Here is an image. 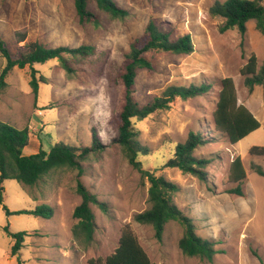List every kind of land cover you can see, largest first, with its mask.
Segmentation results:
<instances>
[{
	"label": "rangeland",
	"instance_id": "374dc122",
	"mask_svg": "<svg viewBox=\"0 0 264 264\" xmlns=\"http://www.w3.org/2000/svg\"><path fill=\"white\" fill-rule=\"evenodd\" d=\"M127 9L123 19H112L95 3L89 8L99 24L80 23L73 0H0V39L14 53V30L25 27V42L38 41L48 47L91 44L95 54L75 62L67 74L56 59L34 64L47 84L39 83L37 95L31 87L30 68H13L5 77L0 94V120L17 128L27 126L30 140L22 148L24 155L47 150L54 142L74 146L91 145V128L106 147L82 162L80 180L100 201L108 213L91 205L96 230L93 242L85 247L76 242L71 228L76 220L74 207L80 202L75 193L77 170L54 168L33 187L16 180L2 182L0 205V264H17L11 257V232L27 231L20 250L23 264H85L90 257H105L117 246L124 226H129L155 264H264V177L252 168L264 169V155L249 154L252 146H264V84L249 92L239 69L251 53L258 68L264 59V35L253 20L241 35L236 29L221 30L222 18L211 14L216 2L225 0H114ZM149 20L172 32V37L189 33L194 50L190 54L149 52L151 70L137 71L134 99L145 104L159 96L168 85L209 83L210 90L186 100L175 99L169 109L157 111L145 119L133 121L136 140L147 148L140 155L144 169L161 175L177 185L174 203L196 227L202 238L215 242L219 250L211 261L184 255L178 247L183 226L170 221L161 242L149 225L139 224L133 216L148 208L147 183L133 168L120 148L112 142L116 135L115 116L123 103V85L119 74L130 43L141 37ZM24 43V42H23ZM20 43V44H23ZM5 60L0 53V72ZM231 77L237 102L246 106L260 127L231 144L214 130L212 112L220 89V79ZM190 130L200 131L209 142L195 155L212 158L205 168L207 182L176 168H164L177 142ZM240 156L246 171L242 195L227 192L236 183L224 182L230 161ZM47 204L54 210L50 218L29 214H7Z\"/></svg>",
	"mask_w": 264,
	"mask_h": 264
},
{
	"label": "trees",
	"instance_id": "16d2710c",
	"mask_svg": "<svg viewBox=\"0 0 264 264\" xmlns=\"http://www.w3.org/2000/svg\"><path fill=\"white\" fill-rule=\"evenodd\" d=\"M95 3L97 8L112 19H123L129 11L119 6L114 0H73L74 8L80 23L99 24L98 15L89 8L90 3ZM211 14L219 16L223 20L221 30L236 29L241 35L246 32L247 23L255 22L256 29L264 35V0H225L216 2L210 9ZM27 28L21 27L14 30L16 47L14 53L6 42L0 39V53L5 60L0 72V94L6 87L5 77L15 67L30 68L29 86L37 95L39 83L47 84L45 76L38 73L34 64L45 63L56 59L67 74L74 72L71 59L79 62L95 54L96 49L91 44H80L76 47L56 46L48 47L41 42H25ZM24 42V43H23ZM23 43V44H20ZM193 41L189 33L172 37V32L166 30L149 20L141 37L135 38L129 45V51L125 54L119 74L123 85V103L115 116L116 135L112 142L116 144L128 163L138 170L147 183L148 208L136 213L134 221L139 224L149 225L154 238L161 242L165 226L170 221H177L183 226L182 236L178 240L181 252L189 257L205 258L209 261L219 253L215 248V242L202 238L196 233L193 220L185 215L174 203L173 195L177 191V185L165 179L161 175L144 169L140 161V155L147 153V148L136 140V131L133 121H140L151 114L167 110L171 103L179 98L186 100L206 94L211 85L209 83H190L189 85H168L159 96L153 100L139 104L133 97L137 71L141 69L151 70L153 65L146 57L149 52H167L171 54H190L193 52ZM239 73L243 76V84L249 92L255 86L264 84V59L258 68L257 57L251 53L243 64ZM214 130L224 134L231 144L257 130L260 123L253 113L244 105L237 102L236 89L231 77L220 79L215 108L212 112ZM210 138V137H209ZM204 138L200 131L190 130L184 141L177 142L172 148L171 155L163 164L164 168H176L182 173L190 174L207 182L205 168L212 158L198 157L196 150L206 145L210 140ZM30 140V130L14 127L0 120V205H2V182L6 179L33 187L44 175L54 168L77 170L75 193L80 197V202L74 207L72 217L76 220L71 228L72 237L76 242L87 247L93 242L96 230L95 215L91 205H96L104 213H108L107 203L100 201L97 196L89 191L79 179L84 170L82 162L91 154L101 152L106 145L101 143L97 131L91 128V145L74 146L64 142H54L47 150L40 147L39 151L24 155L22 148ZM249 154L263 156L264 146H252ZM253 170L264 177V169L260 165H253ZM246 178V171L240 156L234 157L224 176V182L236 183L235 187L227 189V192L242 195L241 184ZM7 214H29L35 217L50 218L54 210L47 204H40L33 209H21L10 212L5 206ZM4 231L12 238L10 246L11 257H16L17 264H23L20 258V250L24 246V238L27 231L11 232L9 226ZM85 264H155L139 243L137 237L129 226H124L118 238L117 246L105 257H90Z\"/></svg>",
	"mask_w": 264,
	"mask_h": 264
}]
</instances>
